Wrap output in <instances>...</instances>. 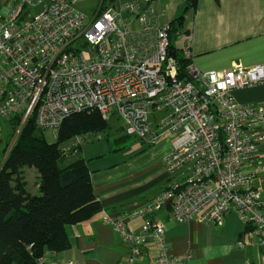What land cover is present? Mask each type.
Instances as JSON below:
<instances>
[{"label":"built area","instance_id":"1","mask_svg":"<svg viewBox=\"0 0 264 264\" xmlns=\"http://www.w3.org/2000/svg\"><path fill=\"white\" fill-rule=\"evenodd\" d=\"M84 1L6 0L0 6V119L15 120L17 136L33 119L38 131L51 129L56 138L68 115L95 112L107 122L117 116L126 136L147 143L170 138L161 158L167 183L132 213L145 218L140 232L105 217L129 244L124 264H139L149 243L157 254L149 264H181L183 258L169 252L165 223L152 218L165 207L179 223H217L235 212L264 247L257 185L264 106L233 95L264 83V65L201 72L190 61L189 80L177 58L191 60L190 41L173 47L155 0H94L90 14L77 7ZM158 112L163 116L151 132L149 116ZM78 143L73 137L61 148ZM43 264L82 263L44 258Z\"/></svg>","mask_w":264,"mask_h":264},{"label":"crops","instance_id":"2","mask_svg":"<svg viewBox=\"0 0 264 264\" xmlns=\"http://www.w3.org/2000/svg\"><path fill=\"white\" fill-rule=\"evenodd\" d=\"M5 1L0 0V6ZM93 4L94 0H86L80 4L85 8H78L90 14ZM155 6L162 24L181 16V23L172 33V44L181 50L186 40L190 41L191 62L197 70H225L236 64L264 65V0H196L194 8H187L186 0H155ZM178 40L182 43L179 47L174 43ZM233 95L237 102L264 106V83L235 89ZM162 116V112L154 114L151 132L156 131L155 124ZM121 132L112 140L117 146L113 149L108 137L106 142L101 135L80 144L81 149L75 155L87 163L92 190L101 209L87 221L67 228L70 249L57 253L53 259L49 255L45 259L124 264L129 244L105 217L115 216L127 230L140 232L145 218L132 213L143 210L167 183L161 158L170 149L171 140L164 135L147 143L130 137L137 141L135 148L117 152L119 144L129 138ZM102 139L109 149L98 144ZM261 149L257 185L264 200V142ZM152 218L165 223L169 252L183 258L181 264H264V247L257 234L235 212H228L217 223L197 220L179 223L165 207ZM156 255L154 244H147L139 264L151 263Z\"/></svg>","mask_w":264,"mask_h":264},{"label":"trees","instance_id":"3","mask_svg":"<svg viewBox=\"0 0 264 264\" xmlns=\"http://www.w3.org/2000/svg\"><path fill=\"white\" fill-rule=\"evenodd\" d=\"M195 4L196 0H186L187 8ZM180 23L181 16L168 23L171 42ZM177 59L181 75L188 76L185 68L191 60ZM106 122L95 112L68 115L53 143L45 140L33 119L20 130L0 165V264H43L48 255L53 259L72 245L67 228L100 211L86 161L65 159L77 154L82 142L109 131ZM73 137L79 139L77 145L61 148ZM25 167L36 171L37 191L27 189Z\"/></svg>","mask_w":264,"mask_h":264},{"label":"rangeland","instance_id":"4","mask_svg":"<svg viewBox=\"0 0 264 264\" xmlns=\"http://www.w3.org/2000/svg\"><path fill=\"white\" fill-rule=\"evenodd\" d=\"M86 1V0H85ZM93 1V0H91ZM82 3H79L77 5V7H81ZM82 9H84L85 7L82 6ZM176 46H181V41H175L174 42ZM153 119V116H149V120L151 121ZM14 123V124H13ZM108 130L107 132H103L101 133V137L105 140V137H108V141L111 143L112 140L118 136V135H122L121 130H123V125L122 122L119 121V118L117 116H113L111 118L110 121L106 122ZM15 122L13 121H6L4 119H0V165L3 163V161L5 160V156L6 154H8L9 150L11 149V147L13 146L17 134H16V130L14 128ZM42 135L44 136L45 140L48 143H53L55 142V137L53 136L52 130L51 129H46V130H42L41 131ZM102 139V141H99V145H101L102 147H108L109 146L105 144V141ZM107 142V141H106ZM136 140L133 138H127L124 142L119 144V148H117V152L125 150V149H130L131 146H133L135 148L136 146ZM96 144V143H95ZM112 146L111 149L117 147L113 145V142L111 143ZM81 155V154H80ZM79 155H68L66 156L65 162H71L73 161V159L77 158ZM36 172V171H35ZM33 171V169L31 170V168H23V176L28 184L27 189L31 190H36L38 188L37 186V175H35V173Z\"/></svg>","mask_w":264,"mask_h":264},{"label":"water","instance_id":"5","mask_svg":"<svg viewBox=\"0 0 264 264\" xmlns=\"http://www.w3.org/2000/svg\"><path fill=\"white\" fill-rule=\"evenodd\" d=\"M169 55L173 57L174 56V52L172 50H170L169 51Z\"/></svg>","mask_w":264,"mask_h":264}]
</instances>
